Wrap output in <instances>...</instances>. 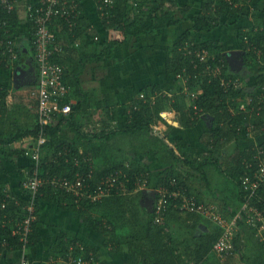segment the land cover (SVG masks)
Instances as JSON below:
<instances>
[{
    "label": "trees",
    "instance_id": "16d2710c",
    "mask_svg": "<svg viewBox=\"0 0 264 264\" xmlns=\"http://www.w3.org/2000/svg\"><path fill=\"white\" fill-rule=\"evenodd\" d=\"M230 1L201 0L200 10L195 15L190 14L188 6L181 8L183 15L188 14L187 21L189 23L185 32L179 35L174 42L171 55L165 60L164 67L166 73L172 75L174 81L183 85V82L176 78V74L181 72L183 68L194 73L189 63V58L180 50L187 42L193 43L196 47H205L217 59H223L226 65L224 74L231 77L232 74L228 73V61L224 55L227 51L224 42L216 38L202 36L203 33H209L225 25L224 21L226 19L234 18L235 15L240 13L239 8L235 7L237 0ZM114 2V7L110 10L111 17L108 19L100 16V11L97 8L100 4L99 2L96 4L101 24L104 28L112 29L111 40L106 42V46L100 54L93 56L97 62L107 61L113 55L115 47L122 46L132 36L142 34L158 35L159 32L165 34L166 30L179 25L182 20L181 17H174L175 9L180 8L176 4L178 0H138L134 3V6L144 7L150 5V9L145 12L137 10L139 14L133 20H130L128 15L129 0H114ZM0 17L5 22V26L0 29V41L3 43L0 44V70H14L20 64V61L19 63L17 59L10 61L6 45L8 40L14 41V31L18 25V14L16 10L11 12L1 11ZM77 22L75 31H78L80 26V21L77 20ZM229 24L231 25L232 23L229 22ZM64 26L66 25L63 24L62 27ZM51 28L56 32L55 40L59 41L60 38L56 28ZM78 34L75 37L78 38ZM244 35H246L248 42L244 41ZM236 38L239 44L238 47L244 51L243 61L245 65L258 64L259 58L252 49L248 50V47L251 44L257 49L264 51V31L254 32L253 27L250 31L239 29V32H236ZM32 39L33 37L31 41H33ZM59 42L58 44L63 47V43ZM55 55L52 60L64 67V81L71 86V96L74 98L78 96V99L76 104L72 105V110L69 114L59 115L55 122L46 127L47 139L41 145L38 162H32L31 165L26 167L27 170L25 171L30 173L37 170L39 177L44 180V184L39 188L35 198L36 219L32 223L27 249L34 248L41 242V233L39 232L41 224L40 206L44 202H50L62 210L76 213L87 229L104 237L103 245L105 247H113L115 245L119 252H125L126 255L142 256L145 264H205V261L210 259L213 244L220 236L222 229L215 224H205L203 226L202 222L199 221L202 217L198 214H185L193 219V222L187 225V228H190L192 243L191 246L184 247L185 250L183 252H178V246L181 241L173 236L170 223L176 219V214L180 213L178 211L180 199L169 197L163 218L160 223H156L154 222L155 213H147L141 209L139 203L141 193H135L134 190L144 184V182H147L152 188H165L169 191L182 189L183 186L185 189L182 190L185 194L193 197L196 203H205L210 200V202L220 207L223 218L231 221L245 201L246 193L243 190L241 178L250 177L256 171L257 165L254 159L256 153L252 149L253 147L245 149L236 147L233 150H229L232 152L227 154L229 163H220L219 160L220 156L227 153V142L240 136L238 134L241 130H238V126L246 127L250 119L239 112V110L238 115L232 117L234 115L231 114L228 104H226V99L231 94L219 86V81L214 80L208 83L207 78L200 81L191 77L186 85L196 95L190 103H188L189 101L186 102L184 95H178L179 97L169 103L170 99L167 98L169 95L162 96L161 86H149L144 91V97L142 96L128 105L125 111L126 117L123 121H116L113 117L114 115L106 111L108 117L104 120L102 131L98 133L86 132L82 130L78 121L82 119L77 116V113L83 112L82 108L84 105L91 101L88 92L80 91L78 80L76 79V75L80 74L82 68H84L83 64L81 62V65L76 64L73 68L69 63V65L64 64L63 59L58 54ZM260 61L264 62V54L261 56ZM262 67L264 71V63ZM72 79L75 82L71 81ZM257 81L260 85H264V74L259 75ZM75 86L77 89H74ZM8 90V87H2L0 91V96L3 99L0 113L5 106L6 95L9 96L10 94ZM155 94H160V97L155 99ZM30 100L36 106V101L33 98ZM251 104L248 105L249 108ZM249 108L248 111H250ZM169 109L175 111L177 118L174 120V124H178L180 129L192 131L194 134L200 130L201 136L197 139V144L200 143L198 145L201 146L202 143L205 147L212 145L215 151L212 154L197 156L189 151L190 145L185 137L175 139L174 134L178 130L174 127V124L168 123L160 115L161 112ZM5 111L6 118L15 116L13 111H7L6 108ZM261 112H263L262 116L256 118L249 125V128L253 125L251 128H255L253 132L257 135L263 134L261 129H264V105H261ZM204 115L212 117L213 122L210 121L211 123L205 124L202 120ZM33 117L34 125L31 129H23L18 121L14 123L9 120L11 124H17L14 126L15 131L7 129L6 131L9 134H4L2 132L3 127L0 126V150L4 149L1 154L7 161H11L12 155L11 153H6V148H4L6 145L26 135H31L35 143L39 127L35 114ZM109 120H113L112 122L115 124L110 123ZM107 121L109 122L107 123ZM157 123L163 125L165 131L169 130L166 138L172 141L174 148H170L157 135L152 138V142L151 140L149 141V133L152 130L150 126ZM220 124H225V127L220 126ZM64 129H69L73 132V139L69 140L63 136L62 132ZM119 135H125V137L132 140H135L133 138H136V136H146V144L143 143V151L135 150L134 153L140 158L142 155L147 156V154L152 153L159 163L162 162V167L157 170L156 175L152 171L150 172L145 163L135 159V157L133 161L128 163H126L125 159L116 158V161L112 159L111 152L108 151L110 148L108 147L107 149V144L112 138ZM221 137L226 138L225 141H220L219 138ZM209 138L213 140L208 142ZM134 144L132 142V148L135 147ZM260 147L264 148V142L261 143ZM147 149L151 151H147ZM248 164H251L249 168H247ZM208 165H214L217 172L234 184L232 189L236 193V201L232 203L233 209L229 207L230 205L227 201L226 189L228 187L223 189V192L221 191V196L215 195L212 198L214 192L209 187L210 183L207 181L208 178L205 173ZM179 166L183 167L184 172L181 171V173L179 171ZM76 173H80L81 178L86 177L90 173L92 174L89 179L90 187L87 188L90 195L99 193L100 182L106 179L108 175L115 174L118 180L114 183L108 195L96 201L80 198L74 192L66 190L62 186L50 184V181L54 179H67L74 183L77 180L75 178ZM24 178L25 173L21 175V180ZM191 180H197L199 184L194 187L190 185ZM20 187L23 188L22 181L20 182ZM23 190L25 196H19L15 191L4 193L0 188V216L6 217L5 222H2L3 219L0 218V254L3 251L6 256H8V252L22 247L19 238L12 236V228L17 220L21 221L26 216V211L23 207L28 204V196L30 197L31 194L24 188ZM259 194V199L253 200L252 205L264 213V186L259 190ZM205 196H209L210 199ZM2 204H5V208L1 207ZM246 215V213H242L236 220L235 227H240V230L236 231L233 239L234 256H239L242 248L246 246L248 241H251L250 237L253 238L255 235L258 239L259 236H264V233L261 236L254 227L250 235L244 234L242 224L247 221ZM77 243L83 245L84 251H79L76 247ZM255 244L262 247V249L264 247L263 240L255 241ZM71 252L74 257L83 256L84 259L89 260V264H101L97 253L92 247H89L80 239L67 238L63 234H59L49 248V258L50 262H52L50 264L58 262L70 264L68 255ZM260 254H262L261 251ZM231 259H233L232 256L228 258V261ZM0 264L19 263L18 261L5 262V255H3L2 259L0 257Z\"/></svg>",
    "mask_w": 264,
    "mask_h": 264
},
{
    "label": "rangeland",
    "instance_id": "374dc122",
    "mask_svg": "<svg viewBox=\"0 0 264 264\" xmlns=\"http://www.w3.org/2000/svg\"><path fill=\"white\" fill-rule=\"evenodd\" d=\"M85 10V12L90 16V18L94 19L95 25L100 29V33L104 34L100 19L98 18V15L95 10V5L93 0H79ZM138 0H129V19L133 20L136 15L139 14V10L147 11V9H150V5L139 7L134 6V3ZM180 6V8L175 9L176 13L174 14V17H181L182 20L180 21L179 25L173 26L170 29L166 30L164 33L161 34V32L158 33V35H139V36H132L128 39V41L125 44H122V46H116L112 58L107 61L102 62H86L84 71L80 74H77L76 79L78 80V87L80 91L88 92L90 96L89 102H87L83 109V112L77 113V116H80L82 120H78L79 124H81V128L83 131L90 132V133H98L102 131L104 126V120L108 117L106 114V111L108 113L113 114L116 121H123L125 119V111L127 110V107L129 104L133 103L137 99L141 98L145 93L146 87L153 86V85H159L161 86V93L163 95H169L167 98L170 99L169 103L172 102V100L179 97L178 95H184L186 102L189 101L190 103L193 98H195V93L192 91H188V93H185L183 90V86L180 83H177L173 80L172 75L167 74L165 71V60L171 55L172 52V46L179 35H182L185 30L186 26L188 25V14L183 15L181 12V8L188 5L190 9V14L195 15L198 13V9L200 6V1L195 0H178L176 3ZM138 10V11H137ZM228 20L224 21V24H228ZM230 36L225 32L227 36L224 38V34L221 35L222 32L221 29H217L212 32V36H221V39L225 41V45L227 47V51L224 53V55L227 57L228 60V71L230 73H239V71H247V78L248 81H255V76L260 74H264L263 71V65H251L247 66L245 65V62L242 60V57L244 55V51H242L238 47L237 38H236V26H231L229 28ZM209 35L208 32L203 33L202 36L206 37ZM210 35V36H211ZM101 41H99L101 44L100 49L105 48V40L106 36L103 37ZM237 43V45H236ZM28 45V43H26ZM80 44V43H79ZM28 47V46H27ZM27 51V48H25ZM233 49V50H231ZM101 51V50H100ZM21 68L19 70L24 71L25 75L23 79L21 76H17V82L13 83V86H18V80H21L22 85L18 90H23V87L33 86V83L30 85L25 84L26 82H30V79H27V67L25 65H21ZM74 68V65H73ZM18 70V71H19ZM3 70H0V76L3 74ZM6 72V70H5ZM11 74V71H10ZM9 74V75H10ZM82 74V75H81ZM247 81V82H248ZM77 86V85H76ZM75 86V88H76ZM181 87V88H180ZM77 89V88H76ZM79 91V90H78ZM160 93V94H161ZM160 94H155L154 98L157 99L160 97ZM27 98V94H25ZM30 95V94H28ZM78 97V96H77ZM144 97V96H143ZM18 99L16 100L17 103L11 102L10 106L12 107V111L15 113V116L17 117L18 123L23 129H31L34 125V111L31 110L29 107L31 105V101L29 99ZM30 98V96H29ZM31 99V98H30ZM28 102L26 104V108H23L21 105ZM24 109L27 110L24 111ZM80 114V115H79ZM172 118V117H171ZM171 118L168 116L167 119L171 120ZM176 116L172 118L174 124V120H176ZM8 120L14 122L16 121L15 117H8ZM202 120L205 122V124L210 123L208 120H212V117L209 115H204L202 117ZM110 123H113V120H109ZM107 121V123L109 122ZM106 123V124H107ZM158 127V130L154 131L155 125L152 124L150 127L152 130L149 133V141H153L152 138L156 137V135L161 136V139L164 140V142L170 147L174 148V144L170 139L166 138L167 133L169 130L163 129V125L156 124ZM174 127L178 130L174 134L175 139H179L180 137H185L187 141L189 142L190 147H192L196 142V135L192 131H185L183 129H180L178 124H174ZM8 127L7 129H9ZM63 136L70 139H73L74 134L69 129H64L62 132ZM153 134V135H152ZM128 139V137H125V135H119L112 138L109 143L107 144V149L109 152H111V157L113 160L117 159H125L126 163L129 161H133L134 157L135 159H139L142 161V163H145L147 166L149 163L150 165V172L152 171L154 175H156L157 166L152 161V153L147 154V156L142 155V160L140 157L137 156V154L134 153L135 150L143 151V143L146 144V136H136V138ZM148 141V139H147ZM132 142L135 143V147L132 148ZM200 144V143H198ZM196 148H201L204 150L205 146L201 143V146L198 145ZM34 145V139L31 135H27L18 141L12 142L7 146L6 153H11V161H7L0 152V188L4 191V193H9L10 191H15L20 196H25L23 193V188L16 186L15 189H13V185L18 184L21 177L19 175H22L23 173H26L25 170H27L26 167L28 165L32 164V160L30 157L31 148ZM152 145V144H151ZM150 145V147H151ZM230 145V146H229ZM229 146V147H228ZM227 149H231V143L227 145ZM198 149L196 152L199 151ZM211 150H213L211 148ZM147 151H151L147 149ZM81 152V149H80ZM212 153V152H210ZM206 152L202 155H205ZM109 155V154H107ZM217 155V154H215ZM114 157V158H113ZM117 158V159H116ZM225 159V158H224ZM222 159L223 163H227L228 159L225 160ZM138 160V161H139ZM4 163L6 168L2 167V164ZM229 163V162H228ZM223 165V164H222ZM105 167V166H104ZM207 170V176L212 180L213 185H220L222 183L221 179L229 183V187L226 189V194L228 195L227 201L229 202V207L233 209L232 206L235 201V192L232 188H234V184L228 179L225 178V176H222L219 172H217L213 166H206ZM7 171V172H6ZM25 171V172H24ZM179 171H183V167L179 166ZM4 173V174H3ZM182 173V172H181ZM151 175V174H150ZM21 182V181H20ZM11 183V184H9ZM14 183V184H12ZM199 184V181L197 180H191L190 185L196 187ZM146 185L147 182H146ZM196 185V186H195ZM147 190L153 191L155 188L150 187L148 185L146 187ZM217 192H219L220 196L222 193L220 192V188L216 189ZM151 197V196H150ZM237 208V207H235ZM262 215L264 216L263 211ZM246 213V219L242 224V229L244 230V234L250 235V232H252V228H256L258 232L264 233V225L263 227H260L257 225V223H254L251 219L254 218V210L248 209ZM175 220L172 221L171 224V231L172 233H175L179 236L180 240H183L187 242L189 240V243L191 242L190 238V231L187 228V225L193 222V219L188 216L179 213L176 214ZM250 219V220H249ZM209 225H212L210 222L207 221ZM236 223V222H235ZM240 228V227H239ZM234 227V232L239 231L240 229ZM236 235V234H235ZM182 236V238L180 237ZM233 236V235H232ZM259 236V235H257ZM250 237V236H249ZM251 241H248L246 243V246L244 250H241V253L239 256H236L233 261H230L229 264H264V247H259L257 244H255V241L263 240L264 242V236L257 239L254 235L253 238H251ZM257 239V240H256ZM50 247H48L49 249ZM260 251L262 254H260ZM49 252V251H48ZM1 255H5V262L8 261L11 257L14 258L13 254L7 253L8 256H6V253L2 251ZM20 257V254H18ZM225 261L219 260L214 255L210 256V263L211 264H223ZM50 263V260H49ZM45 264V263H41Z\"/></svg>",
    "mask_w": 264,
    "mask_h": 264
},
{
    "label": "built area",
    "instance_id": "2783aa9c",
    "mask_svg": "<svg viewBox=\"0 0 264 264\" xmlns=\"http://www.w3.org/2000/svg\"><path fill=\"white\" fill-rule=\"evenodd\" d=\"M230 1V0H228ZM21 2H26V16L33 26V41L32 46L34 49V61L37 68L36 83L30 89V96L36 101V117L37 125L39 127L35 143L31 148L30 157L32 162L37 163L40 157L41 145L45 143L46 127L56 121L59 115L69 114L72 110V105L76 104L75 98L71 96V86L64 81V67L52 59L55 54L61 55L62 49L57 45L55 40V30L51 27L60 29L65 24L68 29L76 25L77 19L80 15V10L74 0H0V13L1 11L11 12L16 10ZM100 16L108 19L111 17L110 10L114 7V0H98ZM96 2V4L98 3ZM231 2V1H230ZM5 26V22L0 17V29ZM253 31H264V25ZM244 41L248 42L246 35ZM0 44H3L0 41ZM251 46V47H250ZM6 49L9 53L10 61L16 57L15 42L8 40ZM252 49L259 60L264 54V51L257 49L253 45H249L248 50ZM180 50L186 57L189 58V63L194 73L183 68L181 72L176 74V78L183 82V90L188 93L189 87L186 85L187 81L192 77L202 81L201 79L207 78L208 83L214 80L219 81V86L223 87L224 91L237 90L239 82L237 79L224 74L225 62L223 59H217L214 54H211L205 47H196L193 43H185ZM263 65V64H262ZM1 91V86H0ZM264 94V87L261 89ZM194 100V98H193ZM1 96H0V109H1ZM241 111H245L247 106L240 105ZM233 111V110H232ZM165 120L175 116L174 110H165L160 114ZM171 118L170 121H173ZM158 124V123H157ZM154 131L158 130L155 124ZM255 162L257 165L256 171L250 177L241 178V184L245 191V201L242 203L238 213L227 221L223 218V213L220 207L215 203H196L193 197H189L182 189L169 191L165 188L153 190L155 192L152 201V211L155 213L154 222L160 223L168 203V198L180 199L178 211L182 214L195 213L210 223L217 225L222 229L220 236L214 242L212 251L221 259L227 258L233 251L232 235L234 232L235 222L239 215L247 212L248 209L254 210V218L251 220L257 223L260 227L264 225V216L262 212L257 210L252 205V201L259 199V190L264 186V148L259 147L255 151ZM251 164L247 165L249 168ZM80 173H76L77 179L72 183L67 179L59 180L54 179L50 181L52 185L62 186L66 190L74 192L80 198H87L90 201H96L101 197L108 195L114 183L118 180L117 175L110 174L106 179L101 180L98 187L99 193L90 195L87 188L90 187L89 179L92 174L81 178ZM44 180L39 177L37 170L32 173L26 171L25 178L22 180V187L29 192L28 204L24 205L23 209L26 211V216L21 221H16L12 228V236H17L21 242L22 247L19 249L20 258L19 264H28L29 260L26 256L27 245L29 242V234L32 230V223L35 217V198L39 188L44 184ZM146 186V182L141 186ZM103 186V187H101ZM106 187V189H104ZM5 208V204L1 205ZM2 222L6 221V217H1ZM250 220V219H249ZM261 234V232H259ZM80 252L84 251L83 245L76 244ZM72 250V248H71ZM92 258V257H91ZM89 260L84 259L83 256L74 257L72 252L68 255V262L70 264H89Z\"/></svg>",
    "mask_w": 264,
    "mask_h": 264
},
{
    "label": "crops",
    "instance_id": "0c3cea01",
    "mask_svg": "<svg viewBox=\"0 0 264 264\" xmlns=\"http://www.w3.org/2000/svg\"><path fill=\"white\" fill-rule=\"evenodd\" d=\"M74 1L77 3L78 8L81 12L79 15V18L77 19L80 21V26L78 28V31L77 30L75 31V29L77 28L76 25L78 22H76V25L70 29H68L67 26L61 27L60 29L57 30V34L59 35V38H60L59 41H61L63 43V47H61L58 44L59 41H56V42H57V45L60 46V48L62 49V53H61V55H59V57L61 59H63L64 64H66V65L70 64L72 66L73 65L75 66L76 64L81 65V62H82V64L84 62V65H86V62H90V61L94 62L95 59L93 58V56L100 54V52L104 49V48L100 49L101 43L99 41L104 39L103 38L104 36H106L105 42H108L111 40L112 29L104 28L103 25L101 24V21H100L101 28L104 32V34H101L100 29L95 25L94 19L90 18V16L85 12L81 2L79 0H74ZM195 1H197V2L200 1V3H201V0H195ZM93 2H94L95 10L97 13L96 0H93ZM26 5H27L26 2H21L16 8V12L18 14V25L16 27V30L14 31L15 32L14 33V42H15V49H16V53H17L15 59L18 60L17 61L18 63L20 61V64L18 66H16V68L14 70L9 69V70H6V72H5V70H3L2 71L3 74L0 76L1 89H2V87H4V88L8 87V89H9L8 93H10L9 96L6 95L5 104H4L5 106L0 113V126L3 127L2 132L4 134H9V132L6 131L8 127H10L9 130L15 131L14 126L17 125V124H11L10 121L6 118L5 108L7 111H12V107H11L12 105L10 106L11 102L13 101L14 103H17L16 100H18V99L24 100L26 98L25 94H27V98L30 100V98H29L30 95H28V93H30L31 86H30V88L28 86H26V87H23V90H18L20 88V86L22 85L21 80H18V86H13V83L15 81L14 80V71H16L17 69L19 70L21 68L20 67L21 65H25L27 67V72H26L27 73V79H30V82L25 83L27 85H30L33 83V86H34V83H36V78H37V68H36V64L34 62V50H33L32 41H31V38L33 37L32 36L33 35V33H32L33 26L29 22V20L26 16V8H25ZM186 6H188V5H186ZM235 7L239 8L240 13L235 15L234 18L226 19L232 24L230 25L228 22L229 26H227L228 24L222 25L219 28L212 30L211 32H209V35H207V37L222 40L221 36H218V35L212 36L211 35L213 31H215L217 29H221L222 32L220 34L221 35L224 34V38H226V40H227V36H226L225 32L227 31L226 33L228 34V36H230L229 28L231 26H236L237 32H239V29H241L243 31H250V30H252V27H255V29H256V28L260 27L262 24H264V0H237V4L235 5ZM190 9H192V8H190ZM195 10H200V6L198 9H195ZM98 18H99V15H98ZM230 20H232V21H230ZM75 33L76 34L79 33L78 38L75 37L76 36ZM63 38H64V40H63ZM223 42H224V44L226 43L225 41H223ZM26 43H28V45ZM237 43H236V45H237ZM105 46H106V43H105ZM238 46H239V44H238ZM25 48H27V51ZM231 50H233V49H231ZM111 58H112V56H110L107 60H109ZM242 60H244V55L242 57ZM260 60L258 61V64H255V65H262L264 63L263 61H260ZM84 65H83L84 68H82V70H81L82 72L85 69ZM10 71H11V74H10ZM18 72H20L18 74L23 79V77L25 75L23 69L19 70ZM228 73L233 75V76L231 75L232 79L235 78L239 82V88L237 90L228 91V93L231 94V96H232L231 97L229 95L226 99V104H228V107H229L228 109L231 112V114L234 115L232 117H236V115H238V113L241 112V113L245 114L250 119V122H248L246 127L238 126V130L239 129L241 130V131H239V134H238L240 136H238V137L230 140L229 142H227L226 148H227V145L231 143V149L230 150H233L236 147H239L241 149L242 148L245 149L247 147H253L252 149H254V151H256V149L260 147L261 143L264 142V129H261V132L263 133L262 135L261 134L257 135L256 133L253 132V130L255 128H251L253 125L250 128H249V125L252 124V122H254L256 120V118L262 116V114H263V112H261V105H264V94L261 92V89H263L264 85H260L259 82L257 81L258 76L260 74L256 75L255 81L252 82V81H248L249 79L247 78V76L249 75V73H248V75H246L247 71H243V69H242V71H239L238 74L237 73H230L229 71H228ZM71 81L75 82V80H73V79ZM68 82L71 83L70 81H68ZM74 89H76V88H74ZM77 99L78 98L75 97L76 101H77ZM2 101H3V99L1 98V105H2ZM26 104H28V102L25 103V101H24V104H22L21 106L23 108H26ZM242 104L245 106H248L249 104H251L250 108L248 106L250 111H248V108H246L245 111H241L239 106ZM29 108L34 111L35 116H36V106H35L34 102H31V105ZM238 110H239V112H238ZM24 111L27 112L26 109H24ZM16 116H14L16 118V121H14V123H17V121H18ZM165 121H167L170 124H172V122H173L170 120H165ZM210 121L213 122V118H212V120H209V122ZM224 125L225 124H220V126H222V127H225ZM200 132L201 131L198 130V132L195 134L197 139H199L201 136ZM159 137H161V136H159ZM207 137H208V135H207ZM197 139H196V141H198ZM225 139L226 138H224V137L219 138L220 141H225ZM211 140H213V139L209 138L208 142H211ZM208 142H207V145H208ZM196 147H198L197 142L192 147L189 148V151H191L193 154H195L197 156H201L204 153V151L206 152V155L212 154L215 151V148L212 145L205 147V149L204 150L202 149V151H201V148L199 150V148H196ZM4 148H7V146H5ZM211 148L213 150H211ZM197 149L199 150L198 152H196ZM3 150L4 149H1L0 152ZM210 152H212V153H210ZM231 152L232 151L227 150L226 155L220 156L219 162L221 163L222 159H224V158L226 159L228 156L227 154H230ZM217 155H219V154H217ZM152 161L157 166V169L162 167V162L159 163L158 160L155 159L154 156L152 157ZM147 164H148V168L152 169V168H150L149 163H147ZM210 166L215 167L214 165H210ZM2 167L8 169L7 167H5L4 163L2 164ZM205 173H207V170L205 171ZM19 176L21 177V175H19ZM207 178H208L207 181L210 183L209 187L211 188V191L214 192L212 198L215 195L220 196L219 192H217V190H216L217 188H220V192H221L223 189H226L227 187H229V183L224 182L222 179H221L222 183L220 185L216 186V185L212 184L213 182L208 176H207ZM226 179L228 180V178H226ZM20 181H22V180L20 179ZM20 181L18 182V184L13 185V189H15L16 186L19 187ZM9 184H11V183H9ZM12 184H14V183H12ZM146 187H147V185L146 186L140 185L139 187H137L134 190V192L135 193H138V192L141 193L140 194L141 197L139 198V203H140L141 209H143L147 213H152L153 211H152L151 204H152L154 197H150V193L152 191L147 190ZM182 189H185V188L182 186ZM205 197L207 199H210L209 196H205ZM206 203H212V202H210V200H208L205 202V204ZM40 208H41L40 209L41 224L39 226V228H40L39 232L41 233V242L37 246H35L34 248L27 249L26 256L28 257L30 264H41V263L50 264V263H52V262L49 263V260H50L49 257L50 256H49V252H48L49 251L48 247H50L54 243V241L56 240V238L59 234H63L67 238L80 239L81 241L86 243L89 247H92L95 250V252L97 253L101 264H145L144 258L142 256L126 255L125 252H119L115 245L113 247L112 246L111 247H109V246L105 247V245H103L104 244V237L99 235L98 233L91 231L90 229H87L85 227V225L83 224V222L81 221V219L78 217V215L76 213H74L73 211L62 210L50 202L42 203ZM200 217H202V216H200ZM199 221L202 222L203 226H205V224L209 225L207 223L208 220H206L203 217ZM172 234L175 238H177L179 241H181V243L184 244L183 245L180 243V245L178 246V252H183L185 250L184 247L191 246V243H189V240H187V242H185L184 239L180 240V238L177 234H175V233H172ZM180 237L182 238V236H180ZM234 237H235V233H233V236H232L233 246H234V243H233ZM190 238H191V236H190ZM244 248H242V250H244ZM233 252H234V248H233L232 253L227 258H224V259L219 258L213 251L210 252V256L214 255L219 260L225 261L223 264H229L230 261H233L236 257V256H234ZM8 253L14 255L13 256L14 258L11 257L10 259H8V261L17 262L19 260V258H20L18 255V254H20L19 249L12 250ZM123 253H125V254H123ZM1 254H0V257L2 259L3 255H1ZM230 256H232L233 259L228 261V258ZM56 264H62V263L58 262ZM190 264H193V263H190ZM205 264H211L210 259L208 261L206 260Z\"/></svg>",
    "mask_w": 264,
    "mask_h": 264
},
{
    "label": "water",
    "instance_id": "95a60500",
    "mask_svg": "<svg viewBox=\"0 0 264 264\" xmlns=\"http://www.w3.org/2000/svg\"><path fill=\"white\" fill-rule=\"evenodd\" d=\"M21 72V71H20ZM20 72H18V69L16 70V71H14V82H17V76H19V74L18 73H20ZM22 73V72H21ZM154 195H155V192L154 191H152L151 193H150V196L151 197H154Z\"/></svg>",
    "mask_w": 264,
    "mask_h": 264
}]
</instances>
